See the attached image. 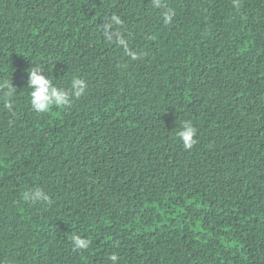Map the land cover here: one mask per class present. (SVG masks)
<instances>
[{"label": "trees", "instance_id": "1", "mask_svg": "<svg viewBox=\"0 0 264 264\" xmlns=\"http://www.w3.org/2000/svg\"><path fill=\"white\" fill-rule=\"evenodd\" d=\"M238 2L0 0V264H264V0ZM33 65L88 87L39 114Z\"/></svg>", "mask_w": 264, "mask_h": 264}, {"label": "clouds", "instance_id": "2", "mask_svg": "<svg viewBox=\"0 0 264 264\" xmlns=\"http://www.w3.org/2000/svg\"><path fill=\"white\" fill-rule=\"evenodd\" d=\"M155 7L161 6V0H153ZM235 7H239L238 0H235ZM173 12L165 14L166 22L171 20ZM111 22L114 24H120V18L113 15ZM123 43V41H120ZM0 87L6 89V95L9 98L5 101L4 106L12 111L13 104L11 98L15 95L16 88L13 86V83L5 82L0 85ZM88 85L85 79L81 77H73L70 81L68 88L57 87L50 75L46 70L41 66L33 65L28 69V80L27 88L29 91L30 106L31 108L39 113L45 114L49 112L53 107H67L69 106L73 99L80 98L86 91ZM179 137L182 145L185 149H191L196 143L197 129L192 125L190 121H184L180 126V130L176 133ZM24 199L29 200L32 203L38 202H47L49 201V195L41 188H35L24 194ZM72 243L74 250L87 249L89 247L90 241L82 238L78 234H73ZM109 259L112 261V264H116L117 257L116 255H111Z\"/></svg>", "mask_w": 264, "mask_h": 264}]
</instances>
